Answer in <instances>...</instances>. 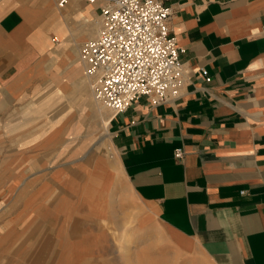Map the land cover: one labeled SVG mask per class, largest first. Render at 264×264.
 <instances>
[{
	"label": "crops",
	"instance_id": "1",
	"mask_svg": "<svg viewBox=\"0 0 264 264\" xmlns=\"http://www.w3.org/2000/svg\"><path fill=\"white\" fill-rule=\"evenodd\" d=\"M159 1L184 51L179 94L157 106L141 97L111 117L112 149L182 253L264 264V0ZM49 2L0 0V108L59 26L99 18L98 3L69 0L59 14Z\"/></svg>",
	"mask_w": 264,
	"mask_h": 264
},
{
	"label": "rangeland",
	"instance_id": "2",
	"mask_svg": "<svg viewBox=\"0 0 264 264\" xmlns=\"http://www.w3.org/2000/svg\"><path fill=\"white\" fill-rule=\"evenodd\" d=\"M45 63L44 56L37 58L30 72L14 80L12 97L2 94L0 264H59L61 254L63 264H208L199 252L177 249L149 207L137 199L109 133H92L101 123L85 117V104H76L71 115L43 137L63 104L49 111L50 119L41 112L42 102L24 109L52 89L46 75L55 69ZM42 68L45 74L39 75ZM32 124L39 125L31 129ZM18 126L25 128L12 131ZM32 155L39 167L33 172L27 166ZM104 191L106 208L98 197ZM51 194L53 202L63 199L56 207L47 205Z\"/></svg>",
	"mask_w": 264,
	"mask_h": 264
},
{
	"label": "built area",
	"instance_id": "3",
	"mask_svg": "<svg viewBox=\"0 0 264 264\" xmlns=\"http://www.w3.org/2000/svg\"><path fill=\"white\" fill-rule=\"evenodd\" d=\"M68 1L56 0L57 8ZM83 1L100 4L101 27L80 50L94 98L112 117L141 97L153 106L175 99L184 51L171 34V8L159 0ZM182 156V149L175 150L176 159Z\"/></svg>",
	"mask_w": 264,
	"mask_h": 264
},
{
	"label": "bare ground",
	"instance_id": "4",
	"mask_svg": "<svg viewBox=\"0 0 264 264\" xmlns=\"http://www.w3.org/2000/svg\"><path fill=\"white\" fill-rule=\"evenodd\" d=\"M49 3L52 5V8L55 12H58L59 14L64 12L63 9L60 10L55 7L54 0H50ZM48 11H50V9ZM100 27H101V21L99 18L94 20L93 22H89L88 25H84L83 27L80 26V27L71 28L66 25H61L56 29L55 40L51 39V37L50 39H47L46 41L43 39L45 42L43 43V45H41L40 49L42 53L44 54V60L46 62L45 64L46 65L50 64V67L55 69L53 71H49V74L46 75L51 80L52 89L50 88L51 91L47 92L41 99L36 100V101H31L24 110H28V109L32 110L31 109L32 106L34 105L36 106V104L42 102L41 104L44 103V106L41 108V112L45 113V117L50 119V117H48L49 111L55 105L60 104V103L63 104V107L59 115H57L55 118L52 117L54 121H52L50 125L46 128V130L43 133V137H46L49 133L52 132L54 128L60 125L62 120H64L67 116L71 115V111H73V109L76 107L75 106L76 104L86 105L87 110L86 109L85 110L87 114L85 115V117L91 116L94 118H99L101 125H99L98 127L96 126L93 127L92 133L94 132L103 133V134L109 133L108 132L109 121L112 117V113L108 108H106L103 104H101L99 101H97L94 98L93 93L91 91V78L86 74V69H85L86 66L80 54V50L83 44L87 42L89 38H94ZM55 42H58V44L57 45L54 44ZM46 52L49 53L48 56ZM50 55L54 56V58H49ZM55 59H57V62ZM43 73L45 74V70L42 68V72L39 75H44ZM72 94H73V97H72ZM37 125L39 124H32V127L30 128L33 129ZM24 128H25L24 126H18L14 128L12 131L20 132ZM30 132L35 133L33 132V130H31ZM59 134L56 136L57 139L55 143H57L60 140ZM34 135H31V136L33 137ZM30 140H33V139H30ZM36 141H39V139ZM27 158L29 162V164L27 165L28 170L31 172L37 170V168L39 167H38L37 161L35 160V156L32 155V156H28ZM24 160L26 159H23L22 161ZM6 175L10 176V174L8 173ZM53 194H51V197L49 198V200H47L48 202L47 205L56 207V205L59 204L60 201H62L63 199L59 200V203H57L58 202L57 200L53 202L52 201ZM59 195L61 194L59 193ZM98 197H99L100 206L102 208H106V201L109 199L107 192L106 191L101 192ZM107 207H108V204H107ZM74 226L75 225L73 224L71 228L68 227L67 231L69 235L73 234L75 230ZM122 242L126 243L127 241L122 240ZM2 244H3V241L0 243V245ZM120 244L122 245V243ZM126 248L128 247L121 248V249H126ZM127 255L128 254L126 253V256ZM62 257H63V254H61L60 256V261H59L60 263L58 262L59 264L64 263L62 262L63 261V259H61Z\"/></svg>",
	"mask_w": 264,
	"mask_h": 264
}]
</instances>
